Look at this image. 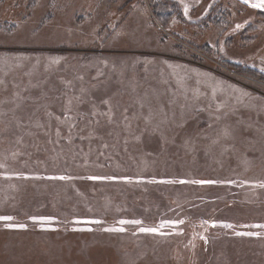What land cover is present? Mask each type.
Masks as SVG:
<instances>
[{
    "label": "rangeland",
    "instance_id": "374dc122",
    "mask_svg": "<svg viewBox=\"0 0 264 264\" xmlns=\"http://www.w3.org/2000/svg\"><path fill=\"white\" fill-rule=\"evenodd\" d=\"M160 1L0 0V264H264V8Z\"/></svg>",
    "mask_w": 264,
    "mask_h": 264
},
{
    "label": "snow or ice",
    "instance_id": "6c2138e0",
    "mask_svg": "<svg viewBox=\"0 0 264 264\" xmlns=\"http://www.w3.org/2000/svg\"><path fill=\"white\" fill-rule=\"evenodd\" d=\"M249 2V0H244V3L247 4ZM252 8H264V0H258L257 3H253L251 4ZM61 179H63V177H61ZM196 183H205L204 181H196ZM262 187H264V185H261ZM0 219H5V220H10L12 219L11 217H0ZM95 223H99V221H94ZM120 224H141L142 222L139 220H133V221H126V220H121L119 222ZM227 227H231V225H227ZM264 227V226H261ZM108 231H124V228H113V229H107ZM141 232H145V233H155L157 232L156 228H140ZM247 235H252V233H247Z\"/></svg>",
    "mask_w": 264,
    "mask_h": 264
},
{
    "label": "trees",
    "instance_id": "16d2710c",
    "mask_svg": "<svg viewBox=\"0 0 264 264\" xmlns=\"http://www.w3.org/2000/svg\"><path fill=\"white\" fill-rule=\"evenodd\" d=\"M162 1V0H161ZM158 2V3H156V8L158 9V12L159 13H161L160 12V9H159V7L161 6V5H163L164 6V8H166V4H169L170 3V1H168V0H166V1H168V3H166V2ZM171 4V3H170ZM172 7H173V9H176V6L172 3ZM162 11H163V9H161ZM159 16V18H163V16L162 15H158ZM247 71H250V70H247ZM251 72H253V71H251ZM261 75V74H260ZM262 76H264V75H262ZM264 78V77H263Z\"/></svg>",
    "mask_w": 264,
    "mask_h": 264
}]
</instances>
